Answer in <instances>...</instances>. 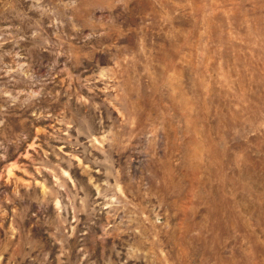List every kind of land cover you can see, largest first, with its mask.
I'll list each match as a JSON object with an SVG mask.
<instances>
[{
    "label": "rangeland",
    "instance_id": "rangeland-1",
    "mask_svg": "<svg viewBox=\"0 0 264 264\" xmlns=\"http://www.w3.org/2000/svg\"><path fill=\"white\" fill-rule=\"evenodd\" d=\"M0 264H264V0H0Z\"/></svg>",
    "mask_w": 264,
    "mask_h": 264
}]
</instances>
